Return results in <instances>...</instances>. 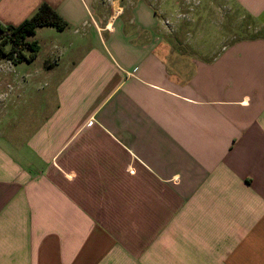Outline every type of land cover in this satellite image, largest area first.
<instances>
[{
    "label": "crops",
    "instance_id": "crops-1",
    "mask_svg": "<svg viewBox=\"0 0 264 264\" xmlns=\"http://www.w3.org/2000/svg\"><path fill=\"white\" fill-rule=\"evenodd\" d=\"M232 1L207 55L153 0H0L68 23L0 60V264H264V0Z\"/></svg>",
    "mask_w": 264,
    "mask_h": 264
},
{
    "label": "rangeland",
    "instance_id": "rangeland-1",
    "mask_svg": "<svg viewBox=\"0 0 264 264\" xmlns=\"http://www.w3.org/2000/svg\"><path fill=\"white\" fill-rule=\"evenodd\" d=\"M153 5V12L160 11L175 40L180 38L207 55L239 36L250 35L254 27L232 0H153Z\"/></svg>",
    "mask_w": 264,
    "mask_h": 264
},
{
    "label": "trees",
    "instance_id": "trees-1",
    "mask_svg": "<svg viewBox=\"0 0 264 264\" xmlns=\"http://www.w3.org/2000/svg\"><path fill=\"white\" fill-rule=\"evenodd\" d=\"M67 25V21L47 2H43L19 24L0 21V60L33 61L38 55L40 44L37 40L29 39V36L35 34L41 26H54L63 30Z\"/></svg>",
    "mask_w": 264,
    "mask_h": 264
},
{
    "label": "bare ground",
    "instance_id": "bare-ground-1",
    "mask_svg": "<svg viewBox=\"0 0 264 264\" xmlns=\"http://www.w3.org/2000/svg\"><path fill=\"white\" fill-rule=\"evenodd\" d=\"M9 61V60H8Z\"/></svg>",
    "mask_w": 264,
    "mask_h": 264
}]
</instances>
